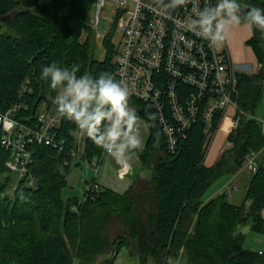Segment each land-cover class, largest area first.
<instances>
[{
    "label": "trees",
    "instance_id": "16d2710c",
    "mask_svg": "<svg viewBox=\"0 0 264 264\" xmlns=\"http://www.w3.org/2000/svg\"><path fill=\"white\" fill-rule=\"evenodd\" d=\"M96 1L0 0V112L18 106L14 118L28 121L42 107L56 110L55 91L40 77L41 66L52 61L78 63L81 73L110 71L118 79L115 22L103 39L105 57L95 55L88 21ZM239 3L242 15L250 5L264 8V0ZM246 43L261 67L238 73L239 122L227 136L231 145L211 166L205 164L210 141L202 120L192 124L175 152L169 151L150 104L131 96L150 128L145 145L135 151L152 169L143 190L132 184L119 192L100 184L86 191L83 202L64 198L70 169L65 161L72 160L71 130L77 126L63 116L59 136L65 147L31 143L24 178L13 176L12 150L0 144V264H105L113 259L110 252L115 256L125 245L142 264H177L179 258L185 264H264V251L248 248L240 229L248 225L264 235V122L257 115L264 97V34L253 28ZM252 150L258 152L256 169H250L244 201H231L224 190L208 194L217 179L237 174ZM86 154H102L90 137ZM113 222L126 230L112 237Z\"/></svg>",
    "mask_w": 264,
    "mask_h": 264
},
{
    "label": "built area",
    "instance_id": "2783aa9c",
    "mask_svg": "<svg viewBox=\"0 0 264 264\" xmlns=\"http://www.w3.org/2000/svg\"><path fill=\"white\" fill-rule=\"evenodd\" d=\"M109 1L116 4L117 40L113 39V42L118 79L130 85L131 97L150 104L167 149L175 152L180 139L198 120L205 123L210 141L208 148L219 130L229 134L235 122H239V107L234 100L239 71L227 40L219 46H212L185 26L192 0H183L167 9L164 4L168 0H97L94 26L98 27L104 17L102 7ZM201 2L203 4L204 0ZM17 107L0 112L3 130L0 132V144L12 150L8 162L11 171L16 172L18 178H24L32 161L31 143L51 145L61 150L66 139L58 134L61 115L56 110L41 109L35 117L20 121L14 118ZM137 115L139 120L145 118L139 112ZM228 121L231 123L226 127ZM71 134L75 141L70 149L72 160H66L65 164L82 163L95 171L94 180L87 185L85 196L80 200L83 202L86 191L89 193L100 187L97 181L100 165L109 154L102 149L101 155L88 157L86 133L77 127ZM256 155L257 152L252 150L244 165L250 164L255 170ZM118 170L127 174L132 170V163L127 166L118 164ZM233 187L237 188L236 182H233Z\"/></svg>",
    "mask_w": 264,
    "mask_h": 264
},
{
    "label": "clouds",
    "instance_id": "9594fccd",
    "mask_svg": "<svg viewBox=\"0 0 264 264\" xmlns=\"http://www.w3.org/2000/svg\"><path fill=\"white\" fill-rule=\"evenodd\" d=\"M183 0H168L164 8ZM244 24L264 34V8L250 5L243 15L239 0H192L185 26L212 46H219L231 29ZM40 77L55 91L53 103L59 115L74 121L92 142L119 165L127 166L142 146V130L136 109L130 104L131 87L110 71L81 73L80 65L44 64Z\"/></svg>",
    "mask_w": 264,
    "mask_h": 264
},
{
    "label": "rangeland",
    "instance_id": "374dc122",
    "mask_svg": "<svg viewBox=\"0 0 264 264\" xmlns=\"http://www.w3.org/2000/svg\"><path fill=\"white\" fill-rule=\"evenodd\" d=\"M115 12H116V4L112 1H109L102 7V13L104 17L101 18L98 27L94 26V16L96 13V7H94L90 19L88 21L89 24L93 26V30L95 32V43H94L95 55L99 59H103L105 57L106 50L103 43L104 37L100 36L98 33L100 32L106 34L111 30L114 24L113 22L115 20ZM8 31L10 33H13L12 30H8ZM113 39L117 40L116 33L114 34ZM245 64L246 66H242L237 61L235 62L237 68L245 72H253L257 70L258 67L257 62L255 61L254 58H251L249 54L246 56ZM260 67L261 64H259V68ZM43 108L45 109V107H42V109ZM257 115L259 116V118L264 119V97L262 103L257 109ZM139 122L142 130L141 147H143L149 137L150 128L146 119L142 118L141 120H139ZM237 123L235 122L234 127L237 125ZM222 131L218 132L217 139L222 138L221 135L224 132ZM230 145L231 143H226L225 148L229 147ZM213 146H215V142L211 144L210 149L213 148ZM209 151L210 150H208L207 155L209 154ZM131 163H132V170L127 174H122L118 170V164L112 158H110L109 155H106L104 161L100 165V170L98 174L99 176L97 181L119 192H125L133 183H148L147 181H149L148 179L152 174V169L143 166L141 159L136 153L134 154ZM250 169H252L250 164L246 166L244 165L243 168L237 174L233 176L225 175L220 177L211 185L208 194L217 193L221 190L228 192L229 195L230 192H232L233 197L231 198V201L241 204L245 199V195L247 191V180L249 173L251 172ZM13 176L16 179L18 178V174L16 172H13ZM67 178H68V185L63 188V192H62L63 197L66 199L77 197L80 200H82L85 196V190L87 185L90 184L95 178V171L92 167L87 166L86 164L72 163L70 165ZM233 182L237 183V188L231 190L233 189L232 188ZM12 191L13 190H11L10 192ZM240 229L247 234L246 246L248 248L251 249L264 248V243H261V246L258 247V245H254L255 240H253L255 236H261L263 234L252 231L248 225L241 226ZM125 230L126 228H124V226L120 225L118 222H113L110 226L109 233L112 237H115L117 234ZM109 256L113 257V259L106 262L105 264H142L140 263L136 255L131 254V248L127 247L126 245L121 247L115 256L113 252H110ZM175 262L177 264H185V260L183 258L176 259ZM147 264H157V263L155 261H150Z\"/></svg>",
    "mask_w": 264,
    "mask_h": 264
},
{
    "label": "crops",
    "instance_id": "0c3cea01",
    "mask_svg": "<svg viewBox=\"0 0 264 264\" xmlns=\"http://www.w3.org/2000/svg\"><path fill=\"white\" fill-rule=\"evenodd\" d=\"M252 33H253V28H249L244 24L236 25L231 29V32H230L229 37L227 39V42H228V47H229L232 59L234 61V64L237 61L242 66H246V64H245L246 56L249 54V56L251 58H254L255 61L257 62V65H258L257 70H258L260 63H258L256 55H255L252 47L246 43V41L252 36ZM241 71L244 72L243 70H241ZM256 71L248 72V73H254ZM230 123L231 122L228 121V123L226 124V127H228ZM219 131H222V130H219ZM218 132L216 133L215 138L211 142V144L215 142V146H213V148L210 149V147H211V144H210L209 149H208V150H210L209 154L208 155L206 154L205 164L207 166H211L217 162L221 153L225 149V144L229 143V141L227 140L228 134L226 132L222 131L223 132L221 135L222 138L217 139ZM216 139H217V141H216ZM225 141H226V143H225ZM207 153H208V151H207ZM100 184L103 185V183H100ZM133 184L134 185L136 184V187L139 190H143L147 187V183H133ZM232 188L233 189H231V190L235 189L234 187H232ZM221 191H223V190H221ZM214 194H216V193H213L212 195H214ZM231 194H232V192H230V195H229L230 200L233 197V194L232 195ZM253 240H255L254 245H258V247H260L261 243H264V235L255 236ZM256 250L264 251V248H258Z\"/></svg>",
    "mask_w": 264,
    "mask_h": 264
},
{
    "label": "bare ground",
    "instance_id": "6f19581e",
    "mask_svg": "<svg viewBox=\"0 0 264 264\" xmlns=\"http://www.w3.org/2000/svg\"><path fill=\"white\" fill-rule=\"evenodd\" d=\"M236 66V65H235ZM237 67V66H236ZM237 70L239 71V72H241V70L239 69V68H237ZM237 87H238V85H237ZM235 100V99H234ZM44 109V108H43ZM46 109V108H45ZM61 121H62V116H61ZM60 125H61V123H60ZM60 125H59V127H58V134H59V128H60ZM72 131V130H71ZM74 143H75V141H74ZM256 151V150H255ZM257 152V151H256ZM258 153V152H257Z\"/></svg>",
    "mask_w": 264,
    "mask_h": 264
}]
</instances>
